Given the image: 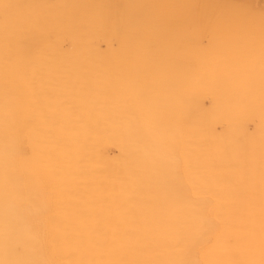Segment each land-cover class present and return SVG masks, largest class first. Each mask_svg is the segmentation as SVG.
Here are the masks:
<instances>
[{
  "label": "bare ground",
  "instance_id": "bare-ground-1",
  "mask_svg": "<svg viewBox=\"0 0 264 264\" xmlns=\"http://www.w3.org/2000/svg\"><path fill=\"white\" fill-rule=\"evenodd\" d=\"M232 1L214 39L187 0H7L0 261L264 264V46Z\"/></svg>",
  "mask_w": 264,
  "mask_h": 264
},
{
  "label": "rangeland",
  "instance_id": "rangeland-1",
  "mask_svg": "<svg viewBox=\"0 0 264 264\" xmlns=\"http://www.w3.org/2000/svg\"><path fill=\"white\" fill-rule=\"evenodd\" d=\"M226 1L227 0H187L188 12H187V17L184 19L186 25L192 29H197L198 31L200 29L199 32H201V30L203 29L204 30V31L202 30L203 33L206 32L211 38L217 39L220 34V30H219L220 24L223 20V17L226 15V12H227L226 9H224L223 7V4H225ZM233 1H232V4H234ZM244 1H249V0H235V2H238V3H242ZM251 2H253L252 9L249 10L248 15L251 13L250 15L251 16L254 15L252 16L254 19H252V17H248L247 15H245V13H244V16L242 17L243 18L245 17L246 19H242L241 14H238L240 12L236 11V9L235 11L232 9V11L237 13V15H239L242 19V20H239L240 17L236 16L238 18L237 20H239V23L236 20V24L237 25L240 24L242 30H244L243 27L247 28L249 26L248 28L252 30V33H253L252 35L258 36L259 38L258 42L262 43V45L264 46V42H263L264 41V38H263L264 37V24H262V22H257L258 25H255V24L250 23V21L249 22L247 21V19H250L251 22L261 19V17H259L260 15L263 16L262 21H264V6H261L264 3V0H258V1L251 0ZM261 8L263 9V11L261 10ZM245 20L247 21L246 23H245ZM240 22L243 23L244 26L241 25ZM245 24H247L248 26L245 27L246 26ZM251 26L253 27L251 28ZM238 28H239L238 30H240V27ZM186 130H187V127L185 129V132ZM175 158L177 159V157Z\"/></svg>",
  "mask_w": 264,
  "mask_h": 264
},
{
  "label": "snow or ice",
  "instance_id": "snow-or-ice-1",
  "mask_svg": "<svg viewBox=\"0 0 264 264\" xmlns=\"http://www.w3.org/2000/svg\"><path fill=\"white\" fill-rule=\"evenodd\" d=\"M14 7H19V5L10 4L7 2V0H0V10H3L4 12L6 25L11 20V17L9 16V10ZM17 23H22V21L17 20ZM262 24H264V21H262ZM0 264H6V262L0 261ZM8 264H32V262L21 260V261L8 262Z\"/></svg>",
  "mask_w": 264,
  "mask_h": 264
}]
</instances>
